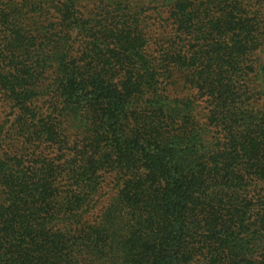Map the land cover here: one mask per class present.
<instances>
[{"label":"trees","instance_id":"trees-1","mask_svg":"<svg viewBox=\"0 0 264 264\" xmlns=\"http://www.w3.org/2000/svg\"><path fill=\"white\" fill-rule=\"evenodd\" d=\"M141 1L159 58L0 0V264H264V0Z\"/></svg>","mask_w":264,"mask_h":264},{"label":"rangeland","instance_id":"rangeland-1","mask_svg":"<svg viewBox=\"0 0 264 264\" xmlns=\"http://www.w3.org/2000/svg\"><path fill=\"white\" fill-rule=\"evenodd\" d=\"M3 1V0H1ZM13 2H18V0H11ZM62 4H66L69 0H60ZM72 4H74L75 12L69 14V16H57L51 10L48 11V14L44 16L41 20V28L47 29L51 24H58L61 20H67L69 22H73L74 19L79 20H88L94 22H107L111 25H118L121 29L123 28H131L132 36H137L142 34L147 39L148 45V53L152 54V58H159V44L165 38H169L172 33V28L166 24L161 23V20L156 16L154 7L148 6L147 1L141 0H70ZM165 17V16H164ZM64 23V22H63ZM64 24H67L66 22ZM121 25V26H119ZM165 25V26H164ZM75 38L76 34L70 35ZM77 45H75L74 50H77ZM139 51V50H138ZM179 90L174 91L168 88V92L170 97L183 98L185 96H193L194 91L181 92V85L178 87ZM142 105L141 101L136 100ZM199 102V109L196 110L200 113L202 112V108H204V104L201 100ZM140 106L137 107L136 113L139 114ZM2 108L0 109V114H6L3 112ZM145 114H139V117L144 116ZM204 114H199V116H203ZM112 176L106 175L101 182V191L99 194V199H102L99 204L96 203V206L93 208V214L91 216H95L99 207L105 204L107 197L112 195V188L114 186V182H112ZM94 220V219H92ZM91 220V221H92Z\"/></svg>","mask_w":264,"mask_h":264}]
</instances>
